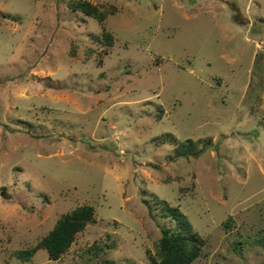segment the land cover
<instances>
[{"label": "rangeland", "instance_id": "rangeland-1", "mask_svg": "<svg viewBox=\"0 0 264 264\" xmlns=\"http://www.w3.org/2000/svg\"><path fill=\"white\" fill-rule=\"evenodd\" d=\"M70 1L0 0V264H148L152 194L205 240L191 264H264V0ZM82 204L60 259L17 257Z\"/></svg>", "mask_w": 264, "mask_h": 264}, {"label": "trees", "instance_id": "trees-1", "mask_svg": "<svg viewBox=\"0 0 264 264\" xmlns=\"http://www.w3.org/2000/svg\"><path fill=\"white\" fill-rule=\"evenodd\" d=\"M69 6L72 10L80 11L99 22H102L108 13L107 10H102L88 0H72ZM114 9V6H110L109 13H112ZM92 36L96 41H102L106 46H112L114 42L112 35L105 30L102 31V37L93 34ZM159 116L160 114H158ZM160 136L159 143L168 142L174 145L172 157L197 155L211 143L210 139L187 138L180 141L171 133H164ZM143 200L151 217L159 214L169 222L168 225H162L160 228V237L156 242L154 253L146 252L148 264H191L201 254L205 242L203 237L193 229L188 217L178 206L170 205L167 200L161 199L155 194ZM95 221L94 207L89 204L79 205L62 214L48 234L42 237L35 246L17 251L16 255L18 258L27 259L37 249L43 248L47 252L48 260H58L68 250L76 234L83 230L88 223ZM105 247L109 248L110 246L106 244Z\"/></svg>", "mask_w": 264, "mask_h": 264}, {"label": "water", "instance_id": "water-1", "mask_svg": "<svg viewBox=\"0 0 264 264\" xmlns=\"http://www.w3.org/2000/svg\"><path fill=\"white\" fill-rule=\"evenodd\" d=\"M3 193L1 192V195H2Z\"/></svg>", "mask_w": 264, "mask_h": 264}]
</instances>
